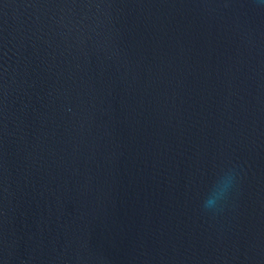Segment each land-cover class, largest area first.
<instances>
[{"label": "water", "instance_id": "water-1", "mask_svg": "<svg viewBox=\"0 0 264 264\" xmlns=\"http://www.w3.org/2000/svg\"><path fill=\"white\" fill-rule=\"evenodd\" d=\"M0 264H264V3L0 0Z\"/></svg>", "mask_w": 264, "mask_h": 264}, {"label": "clouds", "instance_id": "clouds-1", "mask_svg": "<svg viewBox=\"0 0 264 264\" xmlns=\"http://www.w3.org/2000/svg\"><path fill=\"white\" fill-rule=\"evenodd\" d=\"M264 3V0H260ZM236 175L233 169L229 168L222 172L221 175L212 184L208 194L202 201V207L206 210H214L224 199L231 187L234 185Z\"/></svg>", "mask_w": 264, "mask_h": 264}]
</instances>
